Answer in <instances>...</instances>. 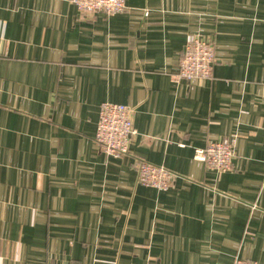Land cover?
<instances>
[{
	"label": "crops",
	"instance_id": "0c3cea01",
	"mask_svg": "<svg viewBox=\"0 0 264 264\" xmlns=\"http://www.w3.org/2000/svg\"><path fill=\"white\" fill-rule=\"evenodd\" d=\"M192 35L215 46L208 81L177 79ZM104 103L135 110L127 156L95 141ZM225 139L229 171L195 160ZM138 159L174 186L140 185ZM236 259L264 264V0H0V264Z\"/></svg>",
	"mask_w": 264,
	"mask_h": 264
},
{
	"label": "built area",
	"instance_id": "2783aa9c",
	"mask_svg": "<svg viewBox=\"0 0 264 264\" xmlns=\"http://www.w3.org/2000/svg\"><path fill=\"white\" fill-rule=\"evenodd\" d=\"M81 15L114 16L127 10V0H71ZM148 16V12L145 13ZM216 62L214 44L201 35L190 36L185 44L177 79L190 83L212 78ZM135 110L117 103H104L100 107L95 141L102 153L110 157L130 154L131 143L137 134L134 126ZM236 140L210 142L205 149L195 151V160L217 172L229 171L235 157ZM139 184L159 191L174 186L176 175L163 166L143 159L136 162ZM233 264H260L252 260L236 259Z\"/></svg>",
	"mask_w": 264,
	"mask_h": 264
}]
</instances>
